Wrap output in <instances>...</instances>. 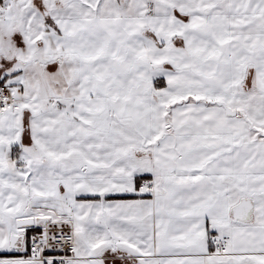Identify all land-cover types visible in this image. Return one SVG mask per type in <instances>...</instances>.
Wrapping results in <instances>:
<instances>
[{"label": "snow or ice", "instance_id": "6c2138e0", "mask_svg": "<svg viewBox=\"0 0 264 264\" xmlns=\"http://www.w3.org/2000/svg\"><path fill=\"white\" fill-rule=\"evenodd\" d=\"M0 253L264 264V0H0Z\"/></svg>", "mask_w": 264, "mask_h": 264}, {"label": "crops", "instance_id": "0c3cea01", "mask_svg": "<svg viewBox=\"0 0 264 264\" xmlns=\"http://www.w3.org/2000/svg\"><path fill=\"white\" fill-rule=\"evenodd\" d=\"M162 80V79H161ZM163 81V80H162ZM161 87L165 86V82L163 81V84L160 85ZM140 180V182L137 184V179H136V186H137V191L139 190V187L145 182V181H150L152 179L150 174H144L141 177H137ZM89 199H93V197H88ZM95 199H99V197H95ZM137 199H151L150 195L144 194L143 196L140 195H136V194H110L106 197V200H108L109 202H114V201H128V200H137ZM39 231V230H38ZM17 255H22L21 254H17ZM5 254L4 253H0V257H4ZM22 256H26V255H22ZM116 264H119V262L117 261Z\"/></svg>", "mask_w": 264, "mask_h": 264}, {"label": "trees", "instance_id": "16d2710c", "mask_svg": "<svg viewBox=\"0 0 264 264\" xmlns=\"http://www.w3.org/2000/svg\"><path fill=\"white\" fill-rule=\"evenodd\" d=\"M163 84V81L162 80H159L158 81V86L162 85ZM141 179L137 178V184L140 182ZM39 229H30L29 230V235H31L32 233L34 232H37ZM29 254V251L27 253H22V255H28ZM14 255H17V254H14Z\"/></svg>", "mask_w": 264, "mask_h": 264}, {"label": "built area", "instance_id": "2783aa9c", "mask_svg": "<svg viewBox=\"0 0 264 264\" xmlns=\"http://www.w3.org/2000/svg\"><path fill=\"white\" fill-rule=\"evenodd\" d=\"M38 232V231H37ZM37 232H34V233H32L31 235H34V234H36ZM65 253H56L55 255H64ZM67 255H71V253L70 252H67L66 253ZM31 255V250H30V248H29V254L28 255H26V256H24L25 258H27L28 256H30ZM45 255H52V253H45Z\"/></svg>", "mask_w": 264, "mask_h": 264}]
</instances>
